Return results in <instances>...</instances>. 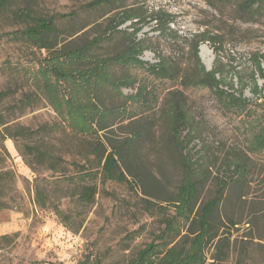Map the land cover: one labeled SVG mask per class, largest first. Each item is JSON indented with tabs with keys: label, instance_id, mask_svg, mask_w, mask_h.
<instances>
[{
	"label": "rangeland",
	"instance_id": "obj_1",
	"mask_svg": "<svg viewBox=\"0 0 264 264\" xmlns=\"http://www.w3.org/2000/svg\"><path fill=\"white\" fill-rule=\"evenodd\" d=\"M96 1L8 0L0 12V92L8 94L7 104L23 96L33 100L17 120L20 126L32 132L43 125L53 127L52 133L34 135L21 144H54L69 163L82 165L87 146L101 143L109 152L111 145L135 141L134 157L123 169L127 181L97 179L93 208L82 217L78 232H70L52 212L36 207L35 175L7 140L22 200L20 208L0 212V237L10 238L0 241V264H94L98 259L113 263L160 236L166 218L173 219L181 235L186 233L184 209L192 208L195 215L221 190L233 198L245 196L244 206L233 209L235 220L255 221L246 217L248 208H264V17L257 23L242 22L229 7L218 13L204 0H120L112 5H95ZM122 8H131L133 16L114 29ZM21 11L33 19H53V48L39 49L12 39L14 32L25 28L18 18ZM220 29L231 36L213 52L207 38ZM206 31L201 40L198 36ZM126 39L128 58L107 63L109 79L99 71L88 74L89 84L98 92L97 105L112 109L102 121L88 107L91 93L80 83L76 69L119 54ZM197 41L202 72L188 82L198 71L192 58ZM89 43V57L81 66L77 59L52 56ZM168 61L175 65L177 78ZM49 69L68 78L57 85ZM49 83L52 87L46 92ZM168 95L177 99L169 102ZM166 102L170 116L179 112L184 118L171 134L163 117ZM79 114L90 116L85 125L89 131L82 127ZM100 121L107 128L94 132ZM240 160L248 164L242 185L235 183L242 174L237 169ZM183 171L188 181L196 182L197 194L176 209L173 200ZM256 235L264 238L260 222Z\"/></svg>",
	"mask_w": 264,
	"mask_h": 264
},
{
	"label": "trees",
	"instance_id": "obj_2",
	"mask_svg": "<svg viewBox=\"0 0 264 264\" xmlns=\"http://www.w3.org/2000/svg\"><path fill=\"white\" fill-rule=\"evenodd\" d=\"M118 1L120 0H98L94 4L112 5ZM204 1L218 13L221 12V9L229 7L231 12L242 22L257 23L264 17V0ZM7 3L8 0H0V12L5 9ZM131 13V8H122L119 14L121 20L114 25V29H116L117 25L130 19L133 16ZM18 18L23 21L25 28L12 34L14 41H20L26 45L31 44L39 49L50 50V48H53L54 45L51 39L54 32H56L53 19H33L26 11H21ZM29 19H31L32 25L30 21L28 22ZM155 19L157 20V18ZM220 31L219 34L207 38L211 41L213 52H217L227 36H231L225 29H220ZM208 33L207 31L203 32L198 37L204 40V34ZM125 41V47L119 54L97 59L95 64L89 68L79 67L76 69L80 83H84L87 86L86 90L91 93L90 106L88 107L96 111L98 113L97 116L102 121L106 119L105 114H108L112 109L97 105L98 92L94 86L89 84L90 77H88V74H95L96 71H99L101 75L109 79L110 74L107 72L109 64L123 61L125 57L128 58L127 52L131 49L127 44V39ZM198 42H195L192 46V58L198 71L186 79L188 82L198 79L202 72L197 60ZM90 45L91 43L77 50L54 52L52 56L77 59V65L81 66L89 57ZM132 61L136 64H142L135 59ZM162 62L163 60L160 59L158 65ZM168 62L172 65L174 78H177L175 65L171 61ZM155 68V66H151L149 70L154 71ZM48 72L55 77L54 83L57 85H59L60 80L64 81L68 78L66 73L56 69H49ZM75 82L72 83L75 84ZM45 86L46 92L52 87L50 83L45 84ZM142 92H144L142 98L145 99L144 97L148 95V91L144 89ZM7 98L8 94L6 92H0V212L20 208L19 202L22 200V195L16 188L19 176L11 165L10 154L5 147V142L10 140L25 165L35 175L32 182V192L36 207L41 211L52 212L64 228L70 232L77 233L79 230L78 226L82 223V217L95 204L97 195L95 181L97 179L101 183L107 181L123 183L127 181L123 169L126 168V163L134 157L135 151L132 147L135 141L125 140L120 144L111 145L109 152L106 151L101 143L87 146L85 147L84 163L82 165L75 162L69 163L63 159V155L57 151L58 148L54 144L45 143L38 146L21 144L34 135L52 133L53 127L43 125L32 132L28 128L20 126L17 120L24 114L26 108L31 107L34 102L31 97L23 96L17 102L7 104ZM172 99L177 98L170 96L169 102ZM169 102L164 104L165 116L163 117L169 133H172V130L184 124V118L179 112L173 117L169 115L167 111ZM234 102L240 103L238 100H234ZM79 116L81 121H83L82 125L84 126L82 127L86 128H84L85 131H89L91 128L85 125L88 120L90 121V116L81 114ZM106 128L105 122L101 123L100 121L94 132H101ZM136 135L138 134L136 133ZM130 146L131 148H128ZM175 150L181 164L184 165L178 146H175ZM91 155L94 156L93 159L88 158ZM247 165L245 161L240 160V166L237 169H240L239 171L242 174L235 183L242 185L246 182ZM184 172L180 187L173 200L176 209L181 204L190 203L197 194L196 182L188 181ZM244 197V195H239L233 198L229 193L221 190L215 193L214 197L207 201L195 215H192V208L184 207L185 220L188 224L186 233L181 235L173 219L166 218L163 220L164 229L160 232V236H157L155 240L147 244L143 249L138 250L135 254L122 257L110 264H264V238L256 235L258 222L264 228V208L257 209L253 206L248 208L249 211L246 217H252L255 221L235 220L233 209L239 204L244 206L246 203ZM148 211L150 212L151 209L149 208ZM8 239H10L8 236L0 237V241ZM92 263L102 264L99 259ZM86 264L89 263L86 262Z\"/></svg>",
	"mask_w": 264,
	"mask_h": 264
}]
</instances>
